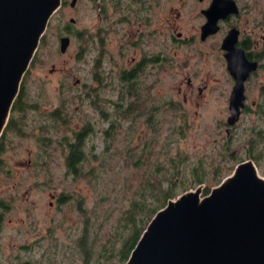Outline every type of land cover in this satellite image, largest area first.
Wrapping results in <instances>:
<instances>
[{"label": "rangeland", "instance_id": "374dc122", "mask_svg": "<svg viewBox=\"0 0 264 264\" xmlns=\"http://www.w3.org/2000/svg\"><path fill=\"white\" fill-rule=\"evenodd\" d=\"M253 5L239 25L247 31H262L257 20L264 13V0H256ZM203 6L205 2L201 0H164L165 60L162 68L144 77L145 86L154 83L145 90L150 102L159 105L150 111V120H158L157 129L148 123L147 111L141 110L142 115L137 110L122 114L120 108L115 109L109 102L117 99L115 89L104 87L98 93L87 94L90 86L97 85L94 75L98 70L105 75L106 67L114 73L113 58L117 54L107 43L103 66L98 69L96 42L90 39L83 49L87 32L80 35L78 30L86 28L94 34L97 18L93 1L78 0L74 7L67 1L62 11L50 18L21 82L19 99L23 98L28 106L23 110V124L9 119L7 125L9 122L11 125L0 135V264H81L82 258L76 252L78 235L87 227V243L95 237L98 246L99 241L121 231V210L133 188L126 191L122 186L121 191L117 188L123 179L133 186L156 163L172 170L175 194L170 198L199 183L203 185L201 193H207L246 158H252L264 175V73L261 69L247 83L248 106L226 135L232 82L219 49L226 26L201 41L197 31L203 22L200 13ZM69 16L76 21L68 48L60 52L56 27L61 17L67 23ZM173 25L192 33L195 40L174 43L168 28ZM186 75L191 76L193 83L190 91ZM109 79L105 77L102 81H114ZM179 85L182 91H178ZM199 85H205L201 93L197 91ZM252 101L258 106L253 107ZM171 102L176 104L170 108ZM98 107L110 115L104 116ZM56 108L64 109L66 120L62 123L57 119L58 127L46 133L42 125L50 124L53 119L49 113ZM18 113L15 109L11 111L13 118ZM109 116L116 118L112 134L103 133L107 126L105 118ZM87 118L98 121L91 122L89 128L95 124L100 130L86 140L88 144L94 141L98 159H89L88 167L84 168L93 171L92 167L97 169L100 163L98 173L90 180L83 176L73 178L65 172L64 143L72 140L74 130ZM16 123L21 124L20 129L14 127ZM45 141L48 144H43ZM127 148L135 154L128 156L126 164ZM142 148L143 158L132 162ZM107 155V168L101 169L102 158ZM194 169H198L202 181H196L199 176L194 178ZM113 245L117 247L118 243L115 241Z\"/></svg>", "mask_w": 264, "mask_h": 264}, {"label": "water", "instance_id": "95a60500", "mask_svg": "<svg viewBox=\"0 0 264 264\" xmlns=\"http://www.w3.org/2000/svg\"><path fill=\"white\" fill-rule=\"evenodd\" d=\"M75 2L70 0V5ZM61 3L0 0V135L49 19ZM236 9L233 0H212L202 10L206 20L200 37L216 32L217 20ZM236 38V30L230 29L221 43L235 80L226 118L229 127L244 105V80L256 68L235 45ZM68 43V36L59 38L61 52ZM202 186L182 191L156 210L122 264H264V175L254 160L236 163L205 194Z\"/></svg>", "mask_w": 264, "mask_h": 264}, {"label": "flooded vegetation", "instance_id": "af4514ba", "mask_svg": "<svg viewBox=\"0 0 264 264\" xmlns=\"http://www.w3.org/2000/svg\"><path fill=\"white\" fill-rule=\"evenodd\" d=\"M67 1L70 7H74L78 0H76L74 5H70V0H62L60 7L52 14V16L62 11L63 6H65V3ZM92 1H93V9L95 10V16L97 18V23L94 27L93 35L86 28L78 30L80 35H84L85 31L87 32L86 35L88 36V38L85 42L83 49L86 48V44L90 39H93L96 42V47L98 50V55L96 58L98 69H100L103 66L102 60L107 43L110 44L112 47H114L117 54L113 58L114 69L112 70L114 71V73L111 74L112 71H110L109 69L106 70V67H104V70L106 72L105 75H103L100 72L101 69L98 70L96 75H94L95 76L94 78H96L95 80L97 81V85L90 86L87 94L91 91L98 93V91L104 87L105 88L109 87L112 88L113 90L115 89L116 90L115 92H117V99L116 100L112 99L111 101H109L110 104H112V106H114L115 109L120 108L121 111L137 110L139 112L138 113L139 115L143 114V112L140 113L141 110L145 111V113L147 111L149 116H147L146 118L148 120L150 119V117H152L150 111H155L157 107L159 108V105L158 103L156 105L152 101L150 102V96H148L147 94L148 92L145 89L152 88V85L154 83L150 84V86L148 84L147 86H145L146 84L144 77L148 75L149 72H153L154 70L158 71L160 68H162L165 60L164 46H163L164 38H165V34H164L165 18L163 14L164 0H92ZM191 1L192 0H190V2ZM201 1L205 2V6L200 8V13L203 17V22L199 24V30L197 31L199 39L201 41H205L208 38L216 35L217 32L221 31L223 26H226V30L223 32V35L221 37L219 49H221V54L223 56L222 64L223 66L225 65L229 77L231 78L232 84L230 91L233 87L235 80L231 75L229 69L227 68V60L226 57L224 56L226 50L224 48H221L222 40L230 29L236 30L237 32L235 45L243 50L244 55L248 61L256 63V68L250 70L246 79L244 80L245 98H244V105L240 109V115H241L245 107L248 106L247 98H246L247 83L261 69L264 73V13H261L260 16L261 18L257 20V22H260L258 29L262 31L256 32L254 29H249V31L244 30L239 25V21L244 15V13L248 12L250 8L254 7L253 4L256 2V0H247V1L233 0L237 7L236 11H229L224 16L219 18L217 20V24H218L217 31L208 34L204 39H202L200 37L201 25L206 20V16L202 12V10L208 8L212 0H201ZM255 8L257 10L259 9L257 5ZM254 14L255 16H258L256 15V13ZM72 17L73 16H69L67 23L65 22L64 17L63 18L61 17L55 31L58 40L63 35L69 37L68 45L70 44V39H71L70 36L71 33L73 32L74 29L73 26L76 21L74 17L73 18L75 20L73 22L70 21V18ZM168 28L171 29L170 36L174 43L187 44V43H192V40H195V36L192 35V33L190 32L185 33L181 29L176 28L175 25L169 26ZM58 49H59V43H58ZM104 76L110 78L109 80H114V81L113 82H109L107 80L102 81V79L105 78ZM185 78H186L185 80L187 86L190 91L193 89L191 76L186 75ZM106 83H110L111 86H105L104 84ZM204 87L205 85L197 86V91L201 93ZM177 89L178 91H182L181 85H179ZM230 91H229V95H230ZM19 93L20 90L18 94ZM183 99L184 100L186 99L185 93H183ZM171 103L173 105L170 106V108L174 107L176 104L173 102ZM166 104L168 105L170 103L166 102ZM228 104H229V97H228ZM228 104H227V108H228ZM252 104L254 105L253 107L258 106L257 105L258 103L256 101H252ZM94 105L97 106V104ZM31 106L34 105L30 104V107ZM23 107L27 108L28 106L23 102ZM98 109L102 110L104 116L109 114V113H105L101 107H98ZM11 111L12 108L10 109L8 120L11 119L12 117ZM54 111L56 112L54 113ZM49 115H53L57 117V119L59 117L62 123L66 120L64 109L56 108L55 110L51 111ZM105 120L107 122V126L103 129V133L108 134V132L105 131L109 126V124H114L113 122L116 120V118L115 116L114 117L109 116L105 118ZM91 122L97 123L98 121L95 119L90 120L87 118L86 122L82 123L79 129L74 130V132L81 131L83 137L99 132L100 130L95 128V124L93 125L94 128L88 127V125H90ZM156 122L158 123L157 119ZM236 123L237 122H235V124ZM227 128H229V132H230V127L228 126ZM229 132L226 133V135H228ZM64 146L66 147L68 153L69 150L68 142L66 144L64 143ZM51 195L55 198V194L51 193ZM51 204L52 201H50V205ZM0 220H1V215H0Z\"/></svg>", "mask_w": 264, "mask_h": 264}, {"label": "trees", "instance_id": "16d2710c", "mask_svg": "<svg viewBox=\"0 0 264 264\" xmlns=\"http://www.w3.org/2000/svg\"><path fill=\"white\" fill-rule=\"evenodd\" d=\"M20 93L17 95L15 100L13 101L12 104V110H18L19 113L17 117L13 118L11 117V122L12 121H20L23 124V110H25V107H23V98L19 99ZM22 103V104H21ZM126 112L123 110L122 114H126ZM53 120L50 122V124L46 125L43 123V128L45 129L44 131L48 133L51 128H57L58 125L56 123L57 117L53 115H49ZM59 119V117H58ZM9 121V120H8ZM8 121L5 125L9 127L11 123ZM156 122V120H155ZM153 120H148V123L150 126L155 129L158 128ZM17 125L14 126L17 129H20L21 124L16 123ZM114 127V124H109L105 132H108V134L112 131ZM112 134V132L110 133ZM82 132H74V138L72 140L68 141V146L69 150L67 155L65 156V164H66V174H71L73 178L81 177L83 176L84 178H89L94 176V173H98L97 170L99 168L98 163V168L95 169V167L89 170H86L84 167H88L87 161L89 159H94L97 160L98 154L94 150L95 148V143L94 141H89L86 142L88 137H90L92 134L87 135V136H82ZM43 144H48V141H45ZM106 144V148H107ZM1 147V145H0ZM143 151L144 148L140 149V152L137 155L136 160L134 159L132 162L136 163L143 157ZM127 152L125 153L127 157H125V162L126 164L128 163V160L131 155L135 154V151H131V149L127 148ZM142 157V158H141ZM109 160V156H105L102 158L101 161V169H106L107 168V163ZM142 163L140 162V165ZM195 170V169H194ZM197 170L194 171V178L199 176V173ZM95 173V174H96ZM172 170L170 167L163 166V164L156 163L155 167L150 169L145 176L141 177V180H138L137 183H135L133 186L131 183H127L126 179H123L124 181L122 182L121 185L117 189L121 191V188L123 191H126V189L133 188L131 196L127 197L126 204L123 206V209L121 210V215H120V221L122 224V229L121 231L117 233H112L106 240L99 241V245L97 246L94 241L95 237H92L94 241L88 242L87 239L89 237L88 229L87 227L84 228L83 232L78 235L77 237V248L76 250L77 254L80 255L82 258V263L81 264H90L91 257L93 260V264H122L128 257L131 249L135 245L137 239L139 238L141 232L147 225L148 221L150 218L153 216V214L161 208L162 206L165 205L166 201L174 196V191H173V185L174 182L171 180L172 179ZM99 175H101L99 173ZM201 176V174H200ZM200 176L197 177L195 180L197 182L202 181L200 179ZM122 186V187H121ZM69 196V194L67 195ZM103 197V196H102ZM111 238H114L115 241L118 243V246L114 247L113 243L115 242ZM91 239V240H92ZM96 246V248H95ZM93 252L96 254L92 256Z\"/></svg>", "mask_w": 264, "mask_h": 264}]
</instances>
